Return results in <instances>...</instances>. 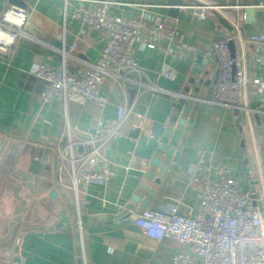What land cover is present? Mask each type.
<instances>
[{"label":"crops","instance_id":"0c3cea01","mask_svg":"<svg viewBox=\"0 0 264 264\" xmlns=\"http://www.w3.org/2000/svg\"><path fill=\"white\" fill-rule=\"evenodd\" d=\"M124 1L128 4L113 11L134 16L146 10L173 18L175 51L167 53L164 42L154 48L137 44L135 58L155 84L169 68V78L180 84L184 97L180 108L179 95L138 88L133 75H127L124 85L109 76L102 79L100 91L108 98L102 108L55 99L42 103L46 82L29 72L32 64L57 67L63 53L75 71L95 61L101 47L97 32L87 27L80 32L76 21H68L78 3L93 2L0 0V12L9 6L24 8V31L29 35L17 41L12 54H0V264H165L179 245L145 236L129 214L144 202L150 208L196 212L200 192L190 174L197 172L201 157L212 165H227L231 176L240 179V189L251 191L254 202H264V95L252 86L247 91L246 104L261 108L255 111L257 117L254 111L212 100L218 70L212 45L221 36L234 33L249 75L264 76V63L258 68L253 50L244 44L247 34L264 33V0H210L226 6L208 11L204 18L181 6L177 17H171L168 0ZM245 4L253 11L249 24L242 17ZM200 78L203 81L197 82ZM126 98L133 108L122 124V135L103 152L113 176L108 184H90L76 197L55 163L64 125L69 124L76 140H83L92 134L97 119L113 122L117 106ZM155 122L168 134L160 132L157 143L172 152L155 148L152 157L159 158L158 165L135 153L136 139L131 136L136 127L150 136ZM19 141L25 142L22 150ZM75 144V151L83 148Z\"/></svg>","mask_w":264,"mask_h":264},{"label":"built area","instance_id":"2783aa9c","mask_svg":"<svg viewBox=\"0 0 264 264\" xmlns=\"http://www.w3.org/2000/svg\"><path fill=\"white\" fill-rule=\"evenodd\" d=\"M91 1L93 3L88 6L78 3L68 21H76L80 32L86 27L97 32L101 44L98 55L82 71L71 69L64 53L57 67L46 63L32 64L29 72L46 82L42 103L55 99L63 104L91 102L102 108L108 102L107 96L100 91L105 76L124 85L127 75H133L138 88L164 90L147 80L136 61L135 51L137 44L142 48H154L164 42L166 52H174L177 29L173 18L160 17L146 10L134 16L114 12L113 7L128 4L124 0ZM183 1L199 18H204L210 10L226 6L210 0ZM26 23L24 8L9 6L0 12V54H12L17 41L29 37L24 31ZM230 41L234 46L233 53L229 48ZM239 44L240 39L234 33L213 42L218 74L212 100L225 107L259 111L261 108L246 104L247 91L252 86L256 94L264 95V76L249 75ZM244 44L252 45L253 62L258 68L262 67L264 33L247 34ZM75 46L76 42H73L71 47ZM161 75L169 78V68ZM132 108L133 103L126 98L117 106L113 122L97 119L92 134L80 141L74 138L69 124L64 125L55 163L58 171L67 175L76 197L90 184L109 183L113 170L103 152L112 139L122 135V124ZM77 142L83 145L80 151H75ZM17 147L22 150L25 142L19 141ZM196 168L197 172L190 174V181L200 192L196 212H179L175 207L165 206L141 208L129 214L134 225L147 237L156 241L167 238L179 245V250L165 264H264V202L261 199L254 202L251 191L241 190L240 179L231 176L227 165H212L201 157Z\"/></svg>","mask_w":264,"mask_h":264},{"label":"water","instance_id":"95a60500","mask_svg":"<svg viewBox=\"0 0 264 264\" xmlns=\"http://www.w3.org/2000/svg\"><path fill=\"white\" fill-rule=\"evenodd\" d=\"M169 4L171 5V7L168 8V14L171 17H177L178 15V11H179V6L181 7H185L189 10H191V8L188 6V3L186 1L183 0H168ZM19 4V2H16ZM244 19L246 24H249L252 21V8L249 5L244 6ZM224 36H221V38H223ZM220 38V39H221ZM61 47H63V49H67L68 46L66 45H60ZM249 47L253 50L252 45L249 44ZM229 48L231 53L234 52V46L233 43L230 41L229 42ZM253 52V51H252ZM199 73H201L202 71H197ZM217 74H218V70H217ZM203 79L200 78L197 80V82H202ZM190 82L191 83H195L196 79L194 78H190ZM157 85L164 89V90H168L171 91L173 93H175L176 95H179V97L177 98V102H176V106L178 108L181 107V105L184 103V97L181 96V92H180V84L171 80L170 78H166L163 75L159 76L157 79ZM198 88L196 87L194 90L196 91ZM184 92L187 93L189 91V87L187 88H183ZM186 111H188V108H185ZM255 112V111H254ZM257 112H255V116L257 117ZM162 133L163 136L167 137L168 134L167 132H163L161 131V124L158 122H155L152 127H151V135L148 136V134H145V132L141 129V127H136L132 130L131 132V136L133 138L136 139V145H135V153L140 155L141 157H144L146 159H149L151 161V163L153 164H159V158L156 157H152V153L154 151V149H158V150H162V151H166L168 154H171V148H166L163 144H159L157 143V138L159 133ZM166 165H161V170H165ZM151 176V175H150ZM152 193V192H151ZM51 194H53V192H51ZM142 208H146L147 207V203L144 202L141 204ZM61 221H66V216L64 214V211H62L61 213Z\"/></svg>","mask_w":264,"mask_h":264}]
</instances>
